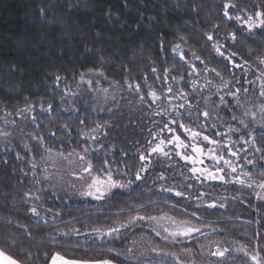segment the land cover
<instances>
[{"label": "trees", "instance_id": "obj_1", "mask_svg": "<svg viewBox=\"0 0 264 264\" xmlns=\"http://www.w3.org/2000/svg\"><path fill=\"white\" fill-rule=\"evenodd\" d=\"M225 3L234 5L229 7L228 17L223 15ZM259 6L264 10V0H0V128L4 118L23 115L18 110L28 104L33 105V110L27 117H35L37 124L36 140L29 137V141H24L30 150L23 149L21 143L14 144V150H0V250L23 264H50L57 254L75 260L138 264L121 253L129 233L115 241L101 229L95 240L87 236L93 233L92 227L124 222L134 213L162 204L164 196L174 199V195H161L151 187L158 184L152 183L153 168L142 172L141 180L135 179V172L143 166L140 155H128L120 149L112 151L117 145L111 146L108 141L92 147L95 164L106 163V169L116 166L111 168L115 175L132 181L130 191L118 192L99 203L49 192L35 181L33 164L48 149L63 153L84 151L89 145L83 134L87 129L107 121V129L113 128L109 127L111 116L91 109L81 94L72 95L82 83L81 74L84 77L90 72L99 73L107 83L117 85L118 91L136 92V96L147 99L150 89L165 96L169 86L173 91L190 93L194 78L188 75L191 69L171 53L172 46L179 43L185 50V60L191 61V53L195 52L209 68L232 80L229 91L246 87L244 77L264 73L258 60L264 57V27L246 31L234 17H244ZM230 33L236 34L235 42ZM207 34L223 46L224 57L215 53ZM229 53H237L236 63L248 62L246 73L232 68L226 59ZM194 63L202 72L200 61ZM152 68L157 72H152ZM166 68L173 71L165 80ZM181 74L184 79L174 83L172 78L179 79ZM57 76L61 77L59 82ZM137 83L139 92L129 90V84L135 89ZM248 85L254 90L253 84ZM69 94L74 96L71 102ZM61 101L66 102L68 109ZM228 101L221 115L228 128L237 129L240 111L233 100ZM41 103L44 109L51 103V111L42 110ZM118 127L114 126L116 131ZM147 137H141L142 141ZM254 144L256 151L261 149L257 151L259 165L246 172L259 177L264 175V132L257 133ZM95 147L105 148L108 157L96 153ZM233 161L237 170L242 167L237 158ZM239 187L246 197L231 196L225 210L229 215L218 216L220 206L204 210L205 223L215 226L204 235L237 239L264 257V200L256 199L242 184ZM142 201L149 202L134 208ZM33 205L39 216L31 214ZM177 209L186 211L183 207ZM66 230L71 234L60 232Z\"/></svg>", "mask_w": 264, "mask_h": 264}, {"label": "rangeland", "instance_id": "obj_2", "mask_svg": "<svg viewBox=\"0 0 264 264\" xmlns=\"http://www.w3.org/2000/svg\"><path fill=\"white\" fill-rule=\"evenodd\" d=\"M257 11L264 12L260 6ZM257 11H250L243 18L247 19V17L251 15L258 23V20L264 17L257 18L255 16ZM240 24L246 31H249L247 25L243 24L241 21ZM259 28L262 27L258 26L252 30ZM261 66L262 70H264V65ZM262 73L261 71L260 73L257 72L244 77L246 87L241 89L238 87L240 89L238 101L236 98L226 94V92L229 91L228 89L217 92L216 86L219 85V81H217L215 76L211 73L208 74V79L212 81V84L207 88H200V85L205 84V79L201 76L198 80L197 90H192L188 93L187 101L192 105V116L190 118L188 115V103L185 100H181L177 95L180 91H172L171 93H167V95L165 94V96H160L161 99L155 102H153L149 95V99L146 97L141 100L139 95H135L137 93L134 91V88H129L128 86L129 90L135 92L134 94L124 92V90L118 91V86L115 84L113 85V83H107L103 75L90 72L84 75L83 79H81L82 83L80 87L76 89V92L72 95L81 94L83 100L87 104L89 103L88 105L91 109L96 112L99 111V113H103L104 115L111 116L113 122L109 127L113 125V128L107 129L109 122L106 119L107 123L103 125L104 127L94 132L92 129L96 127L87 129L84 132L82 130L89 143L88 146L84 147V150H88L85 161H80L76 155V153L85 155L84 151L74 153L57 151H51V153H49L48 151H44L42 157L34 163L36 166L32 168L33 177L40 186L55 195L72 200L88 199L99 203L112 198L115 194H118V192L130 191L132 185L127 188H114L106 193L102 199H96L94 196L81 195L82 192L88 190V184L91 183V176H100L106 179L110 172L114 180L121 181L125 184L128 183V178L126 179V177H122L121 175L117 176L111 171V168H115L116 166H111L106 169V163L103 165L100 164V166L94 163L93 155L95 153L93 150L94 148H92L93 146L108 141V143H111V146L117 145L112 147V151L114 149H120L128 155L138 154L139 156L141 153L147 155L150 147L149 141H152V145L154 146L159 142L160 138L167 141L174 135H179L182 140H185V143L190 144L192 142L188 138V133H185L184 130L179 127V122H182L185 127L195 130H200V124H206L207 127L203 129L204 135H209L211 139L220 140L222 145L232 147L233 151H235V149L237 151L241 148L245 149L244 151H238L240 159L237 160L240 161L239 165L242 167L239 168L236 173H232L231 178H229L228 174L231 173V170L224 165L222 161L217 165L207 157H202V159H204V164L196 165L197 167H207L212 170L216 167L224 168L226 174L225 181L227 182L219 180H197L189 171L193 166L191 162H186L181 159L179 155H176L177 150L174 148V145H168L165 150L171 151V157L168 158L159 154H153L150 157L151 163L148 166V170L150 168L154 169L151 173L153 175L152 183L158 182V184L156 186L151 185V187L155 189V192H159L161 195L170 193L175 196L174 199L164 196V198L161 199L162 204H157L152 208L134 213L126 217L124 222L98 226L99 228L92 227L91 230H93V233L88 234L89 236H87V238L91 240L96 239L100 232L97 233L94 229H101L103 233H106L105 236H108V238L114 241L121 238L120 236L129 233L128 239L125 240L124 243L125 251L121 253L123 256H127L128 259L138 264H190L191 261H195V264H255V262L251 260L250 255L236 250L239 246H244L248 250V253L255 254V248L237 239L225 238L216 234L204 235L206 232L211 233L215 226L205 223L203 212L205 209L210 208L207 205L214 201L217 205L216 207L223 205L220 211L221 213L218 216L229 215L225 210L228 207L231 196H238V198L246 197V195L241 192L242 188L239 187L241 184L235 182L234 177L243 175L244 173H251L248 171L246 172V170L254 169L259 165L260 156L256 151L254 140L257 133L264 132V112L260 110V105L264 104V97L260 95L261 81L264 80V75H262ZM193 77V80L197 79V77ZM248 84H253L254 90L248 89ZM245 88L248 89L247 93L244 92ZM70 95L71 94L68 95V100L71 102L74 96ZM169 96L173 98L169 100ZM220 96H224L225 104L221 103L219 99ZM205 97L208 98L207 101H205ZM228 100H233L236 108L240 111L236 117V121L238 120L237 129H239V131L231 134V142L228 136L222 137L216 135V133H226L228 130L226 119L221 115L222 109L228 107ZM63 101H61V105H63L65 109H68V106H65L66 102L63 103ZM181 103L185 104V108L180 109L178 107ZM73 109V106L70 105L69 111L72 112ZM162 109L166 111H162ZM205 110L210 113V117L207 119L201 115ZM177 112L181 113V115L177 116ZM253 112L255 113L254 117L251 115ZM29 113L30 112L20 111L19 115H23H17L19 116L18 118L11 116L3 119V125L0 128V150L6 148H8L7 150H14L12 146L19 143H21L23 149L30 150L28 143L24 141H29L27 140L29 137L32 140H36L34 138V131L37 124L35 120L32 119L33 117L28 118ZM245 113L248 114L246 115ZM197 117L199 118L197 119ZM194 119L196 120L195 123H193ZM172 120H177L178 123L173 124L171 123ZM241 120L244 121L243 124L240 123ZM116 121H118V123H116ZM118 124L120 127H118ZM165 124H168V126L175 131L169 132L165 129L163 132H160V129H162ZM213 124L216 125L214 129L212 128ZM116 125L119 128L117 131L114 128ZM110 131L116 135H112ZM117 133H120V135H117ZM152 133H159L160 135L154 139ZM123 135H125L126 138ZM143 136H148L145 142L142 141L143 138L141 137ZM241 136L243 140L240 139ZM92 137H95V139ZM127 138H131V141H128L129 139L126 140ZM245 141H247V143H245ZM197 143L204 148L205 152H207L208 148L216 147L208 144L207 141H203L202 139L198 140ZM233 144L234 146H232ZM104 149L99 147L98 150H96L95 147V152H99V154H104L105 157H108L109 154L107 150L105 151ZM216 150L218 155L221 154L220 148ZM57 153H62V155H57ZM184 154L192 155L190 150L184 151ZM223 155L225 159H231L232 161L236 158L229 154L227 148L223 149ZM247 160H251L253 163L248 164L246 162ZM89 161L92 163L94 169L91 176L82 171V168L86 166V163ZM233 164H235V161H233ZM148 170L146 172H148ZM161 173H163L164 179H159ZM251 179L253 182L251 188L246 184H242V186L246 187V189L249 190L248 192L255 196L256 199L264 200L257 196V193L264 196V188L259 187L260 182L264 181V175L257 177L251 173ZM217 181L224 182L226 185L221 186L222 183ZM188 185H191V187H188ZM233 186L238 189L235 187L232 188ZM162 188H173L175 191L183 192L184 195L176 196L175 191L165 192L162 191ZM201 193L205 195L198 201L196 197L200 196ZM147 202L149 201H142L141 204L137 203L133 206L134 208L139 205V207H141L142 204H147ZM197 204H199V207H197ZM176 206L183 207L186 211H181V209H177L178 207L176 208ZM211 209L213 210L215 208ZM192 213H195L196 217H199V219H196ZM162 214H168L176 220H189L200 227L201 231L199 233H194L191 238L182 236L174 238L169 232L164 231L165 228H169L170 231L173 228L167 220H161L157 223L155 221L137 219L130 224L128 223L131 218L136 216H161ZM207 219L210 218L207 217ZM121 223L127 226L119 228L118 232L112 233L111 235L107 234L108 229L116 228ZM60 232L63 234H71L68 231ZM157 232L160 233L159 236L156 235ZM165 236H168L167 240L164 239ZM212 241L221 242V247H229L232 251L226 253L225 257L212 256L210 253L215 251L216 247L215 244L209 243ZM201 245L205 247L201 248ZM184 249H191V252L185 253L183 251ZM173 253L176 255H172ZM177 255L180 257L179 261L176 259ZM9 258L17 261L18 264H23L4 252L3 255H0V264H10ZM64 258L67 260H75ZM50 264H53V259ZM56 264H62V261L57 260Z\"/></svg>", "mask_w": 264, "mask_h": 264}, {"label": "snow or ice", "instance_id": "obj_3", "mask_svg": "<svg viewBox=\"0 0 264 264\" xmlns=\"http://www.w3.org/2000/svg\"><path fill=\"white\" fill-rule=\"evenodd\" d=\"M229 7H234V5H230L228 3L224 4V12L223 15L225 17L229 16L228 13V9ZM255 16L257 18H261L264 17V12H260L257 11L255 13ZM231 18V17H229ZM235 20L237 21H241L243 24L247 25V28L249 31H251L253 28L255 27H264V18H261L258 20V23L256 20L253 19V16L249 15L247 17V19H244L242 16H236L234 17ZM213 27H217L215 25H213ZM230 38L232 39L233 42H235L236 40V34L235 33H230L229 34ZM181 40H185L184 37H180ZM207 40L210 42H213V46H214V51L216 54H218L221 57H224V51L222 50L223 46L220 45L219 43H216L213 41V36L211 34H207ZM186 42V41H185ZM163 48V46H161ZM171 53L178 59L181 61H184L185 64L188 65V67L191 69L188 73L189 76H195L197 77L196 80H193L191 83V88L193 91L197 90L198 87V80L201 76L204 77L205 79V84L204 85H200V88H207L209 85L212 84V81L208 79V74L209 73H214L215 77L219 78V80L221 81V83L219 85L216 86L217 92H220L221 90H226L228 85L231 84L233 81L229 80L227 78H225L219 71H217L215 68H209V66L207 64L204 63V61L201 59L200 56H198L195 52L191 53L192 59L191 61L185 60V50L181 47V45L179 43L175 44L172 46L171 48ZM237 53H229V55L226 57V59L230 62L232 68L234 69H241L243 70L245 73L248 71L249 65L247 61H243L242 63H236L234 57H236ZM242 59V58H241ZM259 63L261 65H264V57L258 58ZM195 61H200V63L203 65V71H198L196 69V65H195ZM171 71H173V69H168L166 68L164 70V79L166 80L169 76V74L171 73ZM152 72H157L156 68H152ZM234 75V74H233ZM262 75H264V73H262ZM56 81L59 82L61 77L57 76ZM81 79H83V74H81ZM173 82L174 83H179V80H183L184 79V75L181 74V76L179 77V79L177 77H173ZM146 80V77H145ZM237 83L239 81H236ZM129 88H132L133 85L129 84L128 85ZM140 89V85L137 83L135 85V90L137 92H139ZM106 91V90H105ZM173 91L172 87L169 86L167 88V92L171 93ZM240 92V89L237 88L235 91H228L226 92L227 95L232 96L233 98H236L238 101V94ZM244 92L247 93L248 89L245 88ZM148 95L152 98L153 102H155L156 100L161 99V97L159 95H157V93L155 92V90H149ZM177 95L179 96V98L181 100H185L188 103V108H189V112L188 115L191 118L192 116V105L189 101H187V97H188V93L184 92V91H180L179 93H177ZM260 95L262 97H264V80L261 81V91H260ZM173 97H168L169 100H171ZM141 100L144 99L143 96L140 97ZM205 101H207V97L204 98ZM220 101L222 104H225V100H224V96H220L219 97ZM41 109L44 111H51L52 109V104L50 103L47 107V109H44L43 104L41 103L40 105ZM176 107V106H174ZM178 107L180 109L185 108V104L181 103L178 105ZM33 110V105L28 104L25 105L24 109L22 110H18V114L20 111L23 112H31ZM260 110L261 112H264V104L260 105ZM162 111H166L163 110ZM160 114V113H157ZM246 115L248 113H245ZM181 113L177 112V116H180ZM205 119L210 117V113L205 110L203 111V113L201 114ZM251 115L254 117L255 113H251ZM199 117H197L198 119ZM33 120H35V117L32 118ZM233 119H235V117H233ZM196 120H193V123H195ZM171 123L176 124L178 123L177 120H172ZM241 124L244 123L243 120L240 121ZM81 124H83V121H81ZM64 127H67V125H65ZM104 127L103 125H97L95 129H92V131H96L97 129H100ZM179 127L182 128L184 130L185 133H188V138L192 141L190 144L185 143V140H182L180 138L179 135H174L171 139L169 140H164L162 138L159 139V142L156 143L154 146L152 145V141H149V151L147 155H144L143 153H141L140 155V160L143 164V166L141 168H139L136 172H135V179L136 180H141L143 177L141 176L142 172H146L148 170V166L151 163L150 157L153 154H159L162 155L164 157H171V151L170 150H165L166 147L168 145H174V148L177 150L176 151V155H179L181 157V159H183L186 162H191V164L193 165L189 171L191 172V174L197 179H204V180H219V181H225V169L221 168V167H216L214 170L209 169L207 167H197V164L203 165L204 164V159H202V157H207L208 159H210L211 161H213L215 164H220V162L222 161L224 165H226L229 169H231V173H228L229 175H231L232 173H236L237 168L236 166H234L233 161L231 159H225L224 155H223V149L227 148L229 154L232 157H236L237 159H240L238 151H244L245 149L241 148L238 151H233L232 147L228 146V145H222L220 140H216V139H211L209 135H204L203 134V129L205 127H207L206 124H200V130H195V129H191L188 127H185V125L182 122H179ZM216 127L215 124L212 125V128L214 129ZM165 129H167V131L169 132H174L175 130L170 128L168 126V124H165L164 127L162 129H160V132H163ZM239 131V129H235L232 127H229L226 133H216V135L218 136H228L229 141L231 142V134L233 132ZM154 139L159 137V133H152ZM93 139H95V137H92ZM38 140H42L43 137H37ZM202 139L203 141H207L208 144L216 146V147H212V148H208L207 152H205L204 148L200 146L199 143H197L198 140ZM241 140H243V137H240ZM245 143H247V141H245ZM234 146V144L232 145ZM217 148L221 149V154H217ZM183 150V151H182ZM190 150L192 155H186L184 154V151H188ZM49 153H51V149L47 150ZM87 149L84 150L85 155H80L79 153H76L78 159L80 161H85L86 159V154H87ZM257 151H261V149H257ZM57 155H62V153H57ZM71 155V154H70ZM246 159V158H245ZM248 164H252L253 161L251 160H247L246 161ZM35 164H33V168H35ZM82 171L84 173H87L91 176L92 172L94 171L93 169V165L92 163L89 161L86 163V166H84L82 168ZM159 179H164V175L163 173L160 174ZM234 181L240 184H246L249 188H251L253 186V182L251 179V173H244L243 175H237L234 177ZM227 182V181H225ZM132 181L129 180L127 184L121 182V181H117L114 180L111 176V173L109 172L107 175V178H101L100 176H91V183L88 184V190L85 192H82L81 195H85V196H94L96 199H102L104 197V195L108 192H110L112 189L114 188H127L130 187ZM188 187H191V185H188ZM259 187L264 188V181H261L259 184ZM162 191L165 192H173L175 191L173 188H162ZM175 195L176 196H183L184 193L181 191H175ZM204 193H201L200 196L196 197V199L199 201L200 199H202V197L204 196ZM257 196H259L260 198L264 199V196H261L260 193H257ZM37 199H39L37 197ZM210 208H214L216 207V203L213 201L212 203L207 205ZM197 207H199V204H197ZM220 207H223V205H220ZM30 212L33 216H39L40 213L37 210V208L33 205L30 208ZM192 215L196 218L199 219V217H196L195 213H192ZM149 220V221H155L157 223H159L161 220H167L172 226V230L170 231L169 228H165L164 231L165 232H169V234L172 237H178V236H182V237H186V238H191L192 235L194 233H199L201 231V228L198 227L195 223L189 221V220H176L174 217L168 215V214H162L161 216H136L131 218V220L128 222L129 224L132 223V221L134 220ZM127 225L124 223L119 224L118 227L116 228H110L108 229L107 234L111 235L112 233L118 232L119 228H123L126 227ZM95 232L99 233L100 230L99 229H94ZM157 236L160 235L159 232L156 233ZM165 240L168 239V236L164 237ZM210 244H215V251H212L210 254L212 256L215 257H225L226 253H230L232 251V249H230L229 247H221V242L218 241H212L209 242ZM205 247L204 245H201V248ZM237 251H241L244 252L246 255H250V258L252 261L255 262V264H264V257H261L260 252L256 251L255 254H251L248 253V250L244 247V246H239L237 249ZM185 253H190L191 249H184L183 250ZM0 255H3V252L0 251ZM172 255H176L175 253H173ZM176 259L179 261L180 257L177 255ZM10 260V264H18L17 261L15 260H11V258H9ZM62 261V264H113V262L111 260L108 259H104V260H87V259H81V260H67L62 256H59V254H57L56 256L53 257V264H56V261ZM190 264H195V261H191Z\"/></svg>", "mask_w": 264, "mask_h": 264}]
</instances>
